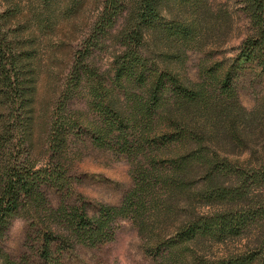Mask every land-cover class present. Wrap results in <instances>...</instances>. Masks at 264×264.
Masks as SVG:
<instances>
[{
	"label": "trees",
	"instance_id": "1",
	"mask_svg": "<svg viewBox=\"0 0 264 264\" xmlns=\"http://www.w3.org/2000/svg\"><path fill=\"white\" fill-rule=\"evenodd\" d=\"M20 11L0 14V264H33L2 245L18 218L43 264L113 241L121 220L155 264H264V100L247 109L236 84L247 67L264 75V0H238L236 35L211 0H61V38L46 45L9 24ZM59 51L41 109L38 73ZM191 51L210 57L197 80L177 70ZM82 136L130 166L120 203L93 213L70 174Z\"/></svg>",
	"mask_w": 264,
	"mask_h": 264
},
{
	"label": "rangeland",
	"instance_id": "2",
	"mask_svg": "<svg viewBox=\"0 0 264 264\" xmlns=\"http://www.w3.org/2000/svg\"><path fill=\"white\" fill-rule=\"evenodd\" d=\"M211 2L229 10L233 15L232 22L236 35L238 26L244 23V18L236 12L238 0H211ZM15 5L19 6L21 11L12 16L9 24L26 26L35 35L37 44L46 45L56 41L58 36L54 34L57 31L61 38V0H0V14ZM80 15L81 13L77 17L80 18ZM83 19L86 20V16ZM85 20L82 25L85 24ZM241 38L232 37L221 49L218 57L235 54ZM62 57L59 51L53 65L38 73L37 97L41 109H45L46 104L57 97V87L61 84ZM209 59V56L191 51L183 65L177 66V70L182 76L197 80L199 66ZM236 84L241 103L247 109H252L258 102L264 100V75L258 76L247 67L240 72ZM71 148L74 154L71 151L70 174L74 177V188L88 204L89 212L96 211L98 204L101 203L119 204L124 192L131 186L129 164L110 152L94 147L87 136L80 137L72 143ZM50 199L53 204L59 201L58 195L53 191ZM75 199L81 200L80 197ZM2 245L16 259L28 255L33 264H43L36 252L31 251L35 244L28 237L27 223L23 219L18 218L11 223ZM63 262L64 264H155V260L145 253L143 241L136 229L126 220L118 222L113 241L97 247L76 246L65 252Z\"/></svg>",
	"mask_w": 264,
	"mask_h": 264
}]
</instances>
